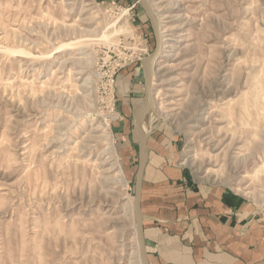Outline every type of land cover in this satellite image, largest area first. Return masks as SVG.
Listing matches in <instances>:
<instances>
[{
	"label": "rangeland",
	"instance_id": "rangeland-1",
	"mask_svg": "<svg viewBox=\"0 0 264 264\" xmlns=\"http://www.w3.org/2000/svg\"><path fill=\"white\" fill-rule=\"evenodd\" d=\"M146 1L164 39L142 121L156 167L263 209L264 0ZM154 46L138 0H0V264H141L145 85L125 69Z\"/></svg>",
	"mask_w": 264,
	"mask_h": 264
},
{
	"label": "crops",
	"instance_id": "crops-1",
	"mask_svg": "<svg viewBox=\"0 0 264 264\" xmlns=\"http://www.w3.org/2000/svg\"><path fill=\"white\" fill-rule=\"evenodd\" d=\"M139 63L125 70L143 76V59ZM123 144L131 154V140ZM136 148L138 158V139ZM171 178L156 167V137L152 144L146 138L140 205L150 264H264V208L242 195Z\"/></svg>",
	"mask_w": 264,
	"mask_h": 264
},
{
	"label": "water",
	"instance_id": "water-1",
	"mask_svg": "<svg viewBox=\"0 0 264 264\" xmlns=\"http://www.w3.org/2000/svg\"><path fill=\"white\" fill-rule=\"evenodd\" d=\"M142 5L145 14L150 22L154 39H155V47L153 51L146 57L145 61H143L142 68L144 71V82H145V96L144 98L148 99V103L140 109L134 115V127L138 139V158H137V170L134 181V197H133V214L135 219V230L136 236L138 240L140 259L142 264H150L148 261L145 241H144V233H143V213L140 205V192H141V179L142 173L145 166V156H146V135L142 132V121L146 114L151 110L153 106L152 102V94H151V64L159 50L160 46V37L158 31V23L156 18L154 17L148 2L146 0H138Z\"/></svg>",
	"mask_w": 264,
	"mask_h": 264
},
{
	"label": "bare ground",
	"instance_id": "bare-ground-1",
	"mask_svg": "<svg viewBox=\"0 0 264 264\" xmlns=\"http://www.w3.org/2000/svg\"><path fill=\"white\" fill-rule=\"evenodd\" d=\"M148 2V1H147ZM119 22H120V20H116V21H114L113 23H112V25H111V28H110V30L109 31H104L103 32V34H102V38L103 39H106V40H108V39H110V37L112 36V35H114V34H118V33H120V32H124L125 30H126V25H124V24H119ZM158 31H159V37H160V46H159V50H158V53H159V51H160V49H161V47H163V44H164V39H163V35H162V31H161V28L160 27H158ZM126 32V31H125ZM155 47V46H154ZM154 49V48H153ZM153 51V50H152ZM158 53H157V57H158ZM147 57V56H146ZM146 57L143 59V61H145V59H146ZM155 60H156V56L154 57V59H153V61H152V64H151V84H152V77H153V73H154V67H155ZM142 70H143V68H142ZM143 76H144V71H143ZM144 85H145V82H144ZM145 92H146V89H145ZM144 96H145V94H144ZM144 101H146L147 103H148V99L147 98H144V100L141 102V104H140V107H139V110L140 109H142L143 107H145V105L147 104V103H144ZM153 102V101H152ZM138 110V107L136 108V111H135V113L136 112H138L139 111ZM148 114V113H147ZM142 127V126H141ZM142 132H143V130H142ZM144 133V132H143ZM144 135H146V133H144ZM109 149H112V153L114 152V150H113V147L112 148H110L109 147ZM250 157V154L249 155H247V156H244V160H247V158H249ZM262 162H263V164H264V160H262ZM263 167V165H261L258 169H256V171L255 172H258V171H260V169ZM132 206H133V201H132ZM132 210H133V207H132ZM135 235H136V233H135ZM136 238H137V236H136ZM137 242H138V240H137ZM138 248H139V246H138ZM139 254H140V252H139ZM140 261H141V259H140ZM141 264H142V262H141Z\"/></svg>",
	"mask_w": 264,
	"mask_h": 264
},
{
	"label": "built area",
	"instance_id": "built-area-1",
	"mask_svg": "<svg viewBox=\"0 0 264 264\" xmlns=\"http://www.w3.org/2000/svg\"><path fill=\"white\" fill-rule=\"evenodd\" d=\"M128 57H131V55L130 54H128ZM132 58V57H131ZM112 80V79H111Z\"/></svg>",
	"mask_w": 264,
	"mask_h": 264
}]
</instances>
